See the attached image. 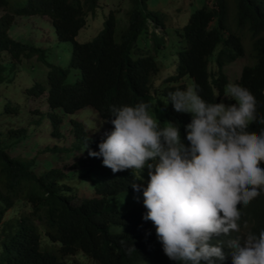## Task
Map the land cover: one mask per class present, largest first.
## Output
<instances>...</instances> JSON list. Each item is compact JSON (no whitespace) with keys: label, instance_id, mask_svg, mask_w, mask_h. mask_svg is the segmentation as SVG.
I'll use <instances>...</instances> for the list:
<instances>
[{"label":"trees","instance_id":"16d2710c","mask_svg":"<svg viewBox=\"0 0 264 264\" xmlns=\"http://www.w3.org/2000/svg\"><path fill=\"white\" fill-rule=\"evenodd\" d=\"M100 1L0 0V72L5 70L3 61L16 63L35 54L48 65L43 79L28 87L26 95L31 100L43 98L49 106L51 112L41 116L39 123L42 117L49 118L53 135H63L60 126L66 113L90 107L108 123L110 131V106L145 102L150 115L153 105H159L162 112L153 118L161 127L168 121L175 122L183 140L184 125L190 122L191 115L174 111L168 94L187 89L189 78L202 99L221 102L230 83L224 67L243 57L247 44L252 63L242 69L233 84L253 94L257 116H264V0H214L211 6L195 9L177 29L184 45L178 52L174 73L157 84L161 64L150 50L141 49L137 39L143 33L148 37L150 23L164 24L145 9L146 0H132L125 12V23L110 10L95 36L83 42L77 40L90 18L98 14ZM17 16H48L57 38L71 42L67 65H55L48 61L44 49L12 38L10 29ZM153 36L155 46L163 44L162 36ZM158 95H164L168 103ZM20 111L19 106L7 103L0 109V117L18 115ZM72 123L75 139L80 142L75 149L82 152L68 173L51 166L38 174L36 158L25 162L12 154L27 138L28 129H0V264H84L67 261L79 253L92 264H179L164 254L153 223L142 219L146 211L142 202L126 201L119 207L110 199L125 191L141 193L133 191L131 185L135 182L145 187L148 169L145 167L141 173L135 169L113 173L102 166L101 158L88 155L89 149L98 151L100 140L88 134L84 122ZM262 128L264 125L253 122L247 130L259 134ZM54 150L72 152L58 146L51 149ZM75 171L91 179L93 194L79 196L73 191L67 180H74ZM19 200L30 209L7 218ZM238 208L242 213L240 234L264 229V193ZM43 232L46 241H42ZM220 238L214 237L213 242ZM223 250V264H231L228 253L233 250Z\"/></svg>","mask_w":264,"mask_h":264},{"label":"clouds","instance_id":"9594fccd","mask_svg":"<svg viewBox=\"0 0 264 264\" xmlns=\"http://www.w3.org/2000/svg\"><path fill=\"white\" fill-rule=\"evenodd\" d=\"M224 96L235 103L206 102L193 87L168 94L174 111L191 114L183 140L179 126L161 127L145 102L112 105L113 128L98 151H88L113 173L148 169L146 186H131L142 193V219L153 223L164 254L179 264H223L225 247L233 250L231 264H264V229L240 234L238 208L264 193V128L247 130L253 122L264 125V116H257L247 88L229 84Z\"/></svg>","mask_w":264,"mask_h":264},{"label":"rangeland","instance_id":"374dc122","mask_svg":"<svg viewBox=\"0 0 264 264\" xmlns=\"http://www.w3.org/2000/svg\"><path fill=\"white\" fill-rule=\"evenodd\" d=\"M214 0H146V8L153 14L154 19H157L164 25H159L156 22L150 23L148 37L146 34H141L137 39V43L143 51L150 50V53L155 55L161 64V71L156 78V84L161 82L169 74L174 73L177 67L178 52L181 51L184 42L177 34L178 27L187 22L190 14L197 8L207 4L211 6ZM98 14L94 18H90L86 27H84L78 37V41H85L95 36L100 29V23L105 20V15L110 10H114L116 15L122 18L125 23V12L131 7L132 0H101ZM157 11V12H155ZM157 24V25H156ZM162 36V45H154V36ZM10 35L15 40L42 48L47 54V59L55 65L64 66L68 63L70 57L69 49L71 42L60 41L57 38L55 29L51 19L48 16H17L15 23L10 29ZM245 55L237 59L233 63H228L224 67V73L233 84L241 75L242 69L252 63L250 55V46L246 45ZM175 60V62H173ZM5 70L0 72V109L5 107V104L10 103L14 106H19L20 114H10L3 119L0 117V129L7 130L10 127L28 129L27 138L19 144L13 155L21 156L20 159L27 162L35 160V170L39 174L47 170L51 166L63 168L65 172H71V165L75 162L76 157L81 155V150H76L75 147L80 142L75 139L73 133V121L85 123L88 129V134L98 140L105 138L108 132V123L101 118L98 113L88 107L79 110L73 114H64L60 131L63 134L61 137L53 135L52 123L49 118H41L44 114L51 112L49 106L43 101V98L37 100L28 99L26 89L32 87L36 80L43 79L42 73L46 72L49 67L38 60V55L24 56L22 61L13 63L12 61H3ZM74 76V74H71ZM228 84V85H229ZM193 87V82L187 79V88ZM194 88V87H193ZM158 97L167 102L164 95ZM225 104L235 103L223 96ZM162 110L159 105L154 104L152 108V116L155 117L161 114ZM191 115L190 113H187ZM68 148L72 152L51 151L53 147ZM74 180H67L73 191L79 196L93 194L92 181L88 176H78L79 171H75ZM119 207L123 203L142 202V193L122 192L116 196L110 197ZM30 208L23 201L16 202L14 208L6 215H11L19 211H27ZM113 228V227H112ZM47 236L42 233V241H46ZM68 262L79 261L84 264H92V261L85 257L82 253L67 258Z\"/></svg>","mask_w":264,"mask_h":264}]
</instances>
